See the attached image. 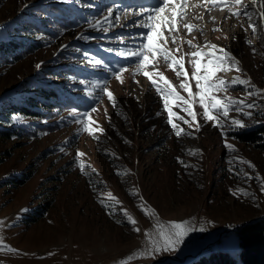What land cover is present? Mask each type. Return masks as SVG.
<instances>
[{
	"label": "rangeland",
	"instance_id": "obj_1",
	"mask_svg": "<svg viewBox=\"0 0 264 264\" xmlns=\"http://www.w3.org/2000/svg\"><path fill=\"white\" fill-rule=\"evenodd\" d=\"M157 3L0 0V130L5 135L9 132L0 137V237L8 246L0 250V264H186L218 241L219 248L234 254V228L264 220V91L248 96L245 89L249 86L239 84L226 91H213L210 94L225 103L236 99L255 106L240 112L230 110L227 116L213 112V120H207L199 98L192 101L180 88L185 77H177L158 56L156 68L149 67L148 71L154 72L161 87L163 81L155 73H163L192 103L195 113L193 119L183 111L187 105L170 98L168 107L175 114L171 119L177 125L173 130L156 88L136 70L134 59L118 55L140 45L141 34L147 29L137 25L151 13H139ZM251 3L243 0L255 30L249 27L248 17L231 14L240 6L206 11L204 0H186L183 22L177 25L179 32L173 33L177 43H171L169 37L166 47L176 57L192 51L222 55L218 49H224L239 61L240 71H217L212 82L218 77L230 83L233 77H239L250 79L256 89L264 90V21L260 19V0H256L255 8L250 7ZM53 4L57 10L46 9ZM59 8L75 10L81 21L76 19L71 27L58 29L51 20L49 33H44L46 29L40 22L58 18ZM109 8L114 10L112 14ZM83 19L84 25L73 30ZM183 23L199 31L189 33ZM92 31L114 34L99 35L97 39ZM75 40L88 42L93 53H87L84 59L73 57L76 63L66 60L54 65L56 55ZM187 40L199 47L182 43ZM206 44L217 45V49L205 48ZM101 46L111 49L113 57L101 53ZM178 46L179 52L175 51ZM189 59L185 56V69L189 86L196 92L199 90L191 77L194 69ZM207 59L200 57L201 72ZM96 60L101 63L96 64ZM52 66L83 70L78 73L79 79L73 78L70 69L65 70L69 79L63 81L49 74ZM121 66L125 69L120 73L122 82L114 75ZM72 85L81 88H76L73 96L84 97L82 102L87 105L83 111H45L29 105L31 97H41L39 88L68 89ZM103 89L112 93V99ZM249 90L255 93V89ZM20 105L38 111L41 117L18 112ZM84 111L89 116L77 123ZM249 111L250 118L243 115ZM233 119H240L245 127L231 125ZM88 128L93 132L89 133ZM180 129L183 133L178 136ZM243 132L256 134L258 139L242 142L237 137ZM77 152L84 154L79 164ZM81 165L90 167L82 173ZM141 204L145 211H141ZM121 209L135 219L139 232L133 231ZM170 222H186L188 231L183 242L175 250L146 258L141 255L149 247L144 232L158 239L155 226L168 229ZM130 256L133 258L129 260Z\"/></svg>",
	"mask_w": 264,
	"mask_h": 264
},
{
	"label": "snow or ice",
	"instance_id": "obj_2",
	"mask_svg": "<svg viewBox=\"0 0 264 264\" xmlns=\"http://www.w3.org/2000/svg\"><path fill=\"white\" fill-rule=\"evenodd\" d=\"M205 10L210 11L213 7L225 8L228 7L231 10V6H240L237 11L231 12L233 16L235 15H245L249 19V27L255 30V25L251 23V16L249 15L247 7L243 6V0H204ZM174 6V7H173ZM256 0H252L250 7L255 8ZM186 7V0H158V3L151 9L141 10L140 15L144 16L147 13H151V15H147V18L142 20L137 26L141 28L147 29L146 32L141 34V43L136 49H130L128 52H120L118 55L125 59H134L136 61V70L138 72H142L144 76H146L151 82L152 86L156 88L158 94L161 95L164 101L165 110L168 111L169 119L167 123H169L173 130L177 129V125L173 123L171 117L175 115L171 109L168 107L169 99L171 98L173 101H181L182 104L187 105L183 108V111L187 112L188 115L193 116L195 119V113L192 110V103L188 100H185L174 88L173 84L163 75V73L156 72L160 81H163L164 87L157 82V79L154 78V72L148 71L149 67L153 69L156 68L157 57H162L165 62H167L168 67L172 69L177 77L183 75L185 77L184 81L181 82L180 88H182L185 92L189 94V97L192 98V101L199 98V105L203 108V117L207 120H213V112H219L225 116H227L228 111L235 110L240 112L242 108L247 107L248 109H252L255 105L254 103H245L244 100H236V99H228L227 103L218 98L214 94H210L213 91H226L229 86L239 85H247L248 88L245 89L248 96H252L256 93H260L264 90L256 89L255 85L251 84L250 79L244 80L239 77H233L231 82L225 81L217 77V82H212V77L217 71H227L230 69H236L239 61L235 60L234 57L231 56L229 52L224 49H218L222 55H216L214 52H203V51H192L189 53H184L179 57L172 55L173 50L166 47L169 42V37L171 38V43L176 44L177 38L173 33H178L179 28L177 27L178 23L183 22L184 19V8ZM260 9V19L264 21V0H260L259 3ZM113 9L109 8V14L113 13ZM170 13V14H169ZM107 19V18H106ZM119 19V17H117ZM214 19V18H213ZM183 28L187 29L189 33L199 29H196L194 25L190 23H183ZM215 31H219V29H214ZM168 32V36L164 35V32ZM193 39H195L193 37ZM161 41L163 43H161ZM247 42V41H246ZM182 43L187 44L190 48L199 47L198 45H194L192 40L182 41ZM250 43V42H249ZM205 48L217 49V45L214 44H206ZM111 51V49L109 50ZM175 51H181V48L178 46ZM185 56L191 57L188 60L193 67V71L191 73L192 79L196 81L195 87L199 90L196 92H192L189 83H188V72L185 69ZM201 56H207V62L203 65V72H201ZM96 64H100L101 61L96 60ZM225 63H227V68L224 67ZM39 67V65H37ZM125 71L124 67L121 66L119 69L114 71L115 78L117 80H121L120 73ZM201 81H204L201 84ZM122 82V80H121ZM249 89H255V93ZM107 92V89H103ZM109 99H112V93L107 92ZM91 111L95 112L96 109L92 108ZM74 116L75 113H72ZM159 114V113H158ZM244 116L251 117L252 113L244 112ZM89 116L88 111H84L79 114V119H77V123H82L84 118ZM178 119H182L181 117H177ZM188 123V121H184ZM217 125L220 127H224L219 121H217ZM231 125H236L238 127H245L240 119H233L231 121ZM229 125V127H231ZM200 126L197 124L196 131H199ZM89 133L93 132L92 128H88ZM183 133V129L177 131V135ZM191 135V133H187ZM226 148L232 149L231 144H226ZM195 151H199L198 149ZM83 153L77 152V163L79 164V157L83 156ZM247 163V162H245ZM252 167V165H249ZM85 167H90L88 165H81V172H84ZM95 171V169H93ZM261 191L264 192V186L261 187ZM235 194V193H234ZM244 195H248V193H243ZM110 195V194H109ZM115 200V197H111ZM141 200L143 198L141 197ZM103 203V201H101ZM119 203V201H117ZM108 207V205H104ZM141 211H145V205H139ZM124 212V215L127 218V221L133 225V231L139 232L140 229L135 227L136 221L135 219L127 213L126 210L121 209ZM147 215L148 213L145 212ZM152 215H155L154 210L152 211ZM120 223V221H117ZM186 223V222H184ZM184 223L170 222L168 229H165L162 225L155 226L158 232V239L153 240L150 234L145 231L144 236L147 238L149 247L146 250V253H142L146 257H150L153 254H160L162 252H168L170 250H175L176 246L183 242L184 236L187 234V229L184 227ZM203 230V229H201ZM8 247L3 244V237H0V250ZM10 251L15 252V249H9ZM51 255V253H50ZM133 257H128V259H132ZM139 258V257H137ZM120 264H125V261H121Z\"/></svg>",
	"mask_w": 264,
	"mask_h": 264
},
{
	"label": "trees",
	"instance_id": "obj_3",
	"mask_svg": "<svg viewBox=\"0 0 264 264\" xmlns=\"http://www.w3.org/2000/svg\"><path fill=\"white\" fill-rule=\"evenodd\" d=\"M52 4V3H51ZM57 10V7L53 5H48L46 9ZM81 21L80 16L76 14V11H66L64 8H59L58 18L55 19H44L40 22V24L46 29L44 33H49L47 28L51 27V23L54 21L55 26L58 29H62L63 27H71L72 23L75 20ZM52 20V22H51ZM85 19L82 20V24L77 25L73 30H77L80 26H83ZM45 21V22H44ZM101 31H92L93 36L97 37L99 35H105L106 37H110L114 32L110 33H100ZM90 33H87L90 35ZM116 33V32H115ZM72 32H70V35ZM2 48V46L0 47ZM88 47V42L83 44L82 41L75 40L74 42L69 43L62 52L58 53L54 60V65L57 63H62V61H72L76 63L77 60H74L73 57H86L87 53H93ZM104 46L99 48L101 53L104 52V55L109 56V58L113 57V53L110 51H105ZM116 64H113L115 66ZM71 70L73 78H80L79 72L83 69L78 67L76 70L71 69V67H66L62 69H57V67H50L49 74H55L59 76L63 81L64 79H69L65 70ZM67 86L61 88L48 86L44 88H39L38 95L41 96L38 99H33L31 97L29 99V105H38L39 107H43L45 111H51L52 109H66V108H77V110L83 111L86 108L87 104H83L82 100L84 97L74 98L73 92H76V88L81 91L80 86L72 85L70 88L65 89ZM67 90L68 92H66ZM40 99V100H39ZM41 104V106L39 105ZM43 105V106H42ZM18 112H21L25 115L36 117L41 114L38 111L32 110V108H26L25 106H19ZM0 130V137H6L9 135V132H5ZM256 134L251 132H243L238 135L237 138L242 142L246 143H254L258 138ZM235 234V243H236V252L231 254L221 248L218 247L220 241L215 246L209 248L207 252L198 256L194 260L187 262L186 264H264V220L252 221L244 224L242 227L237 228L234 231Z\"/></svg>",
	"mask_w": 264,
	"mask_h": 264
},
{
	"label": "water",
	"instance_id": "obj_4",
	"mask_svg": "<svg viewBox=\"0 0 264 264\" xmlns=\"http://www.w3.org/2000/svg\"><path fill=\"white\" fill-rule=\"evenodd\" d=\"M249 223V222H248ZM244 224H246V223H244ZM244 224H242V225H240V226H237V227H235L234 228V231L237 229V228H240V227H242Z\"/></svg>",
	"mask_w": 264,
	"mask_h": 264
},
{
	"label": "bare ground",
	"instance_id": "obj_5",
	"mask_svg": "<svg viewBox=\"0 0 264 264\" xmlns=\"http://www.w3.org/2000/svg\"><path fill=\"white\" fill-rule=\"evenodd\" d=\"M190 81V80H189ZM191 82V81H190ZM175 84V83H174ZM198 254V253H197ZM193 258V257H192ZM195 258V257H194Z\"/></svg>",
	"mask_w": 264,
	"mask_h": 264
}]
</instances>
